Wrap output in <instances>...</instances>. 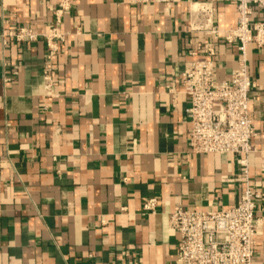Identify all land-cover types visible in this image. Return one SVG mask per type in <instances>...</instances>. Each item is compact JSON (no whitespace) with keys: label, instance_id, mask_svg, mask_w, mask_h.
<instances>
[{"label":"crops","instance_id":"crops-1","mask_svg":"<svg viewBox=\"0 0 264 264\" xmlns=\"http://www.w3.org/2000/svg\"><path fill=\"white\" fill-rule=\"evenodd\" d=\"M63 1L68 38L55 60L56 97L45 101V44L3 46V21L45 33ZM127 1L0 0V264H179L170 214L230 209L246 190L242 156L191 152V101L178 82L196 43L213 44L215 79H229L238 50L225 37L236 6L215 4L214 41L191 33L187 1ZM263 19L254 9L252 20ZM248 67L252 144L262 151L264 50L248 48ZM247 160L249 185L264 195L260 156ZM150 199L155 214L143 211ZM256 218L253 264H264V203Z\"/></svg>","mask_w":264,"mask_h":264},{"label":"built area","instance_id":"built-area-1","mask_svg":"<svg viewBox=\"0 0 264 264\" xmlns=\"http://www.w3.org/2000/svg\"><path fill=\"white\" fill-rule=\"evenodd\" d=\"M189 2L190 31L203 34L214 41L220 32L214 24L215 4L231 3L236 6L237 25L225 37L238 50V66L229 79H215L212 43L193 44V50L184 70L179 75L183 94L189 97L187 117L190 124L189 148L193 154H219L242 156L238 161L241 178L247 187L236 206L219 211H189L178 206L169 216V227L180 238L177 248L179 264H253L260 222L256 218L257 206L264 203V195L249 185L248 156H260V170L264 173V150L253 147L257 136L249 116L251 94L255 89L249 75L248 48L251 45L264 50V19L252 20L253 10L264 14V0H128L131 6L162 5L167 8ZM69 10L66 1L55 12V23L45 33L35 32L28 27L7 29L1 35L3 46L9 42L33 44L42 41L46 55L42 67V97L45 101L56 97L54 68L68 34L61 31L62 18ZM200 56L205 58L201 59ZM13 75H17L14 68ZM9 81V80H6ZM170 93L173 91L167 88ZM157 199L147 200L143 205L146 214H155ZM124 264H137L129 258Z\"/></svg>","mask_w":264,"mask_h":264}]
</instances>
